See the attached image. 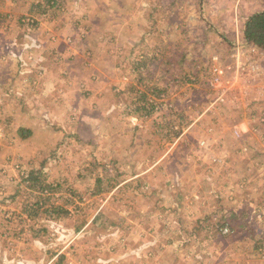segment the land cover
Instances as JSON below:
<instances>
[{"label": "rangeland", "instance_id": "1", "mask_svg": "<svg viewBox=\"0 0 264 264\" xmlns=\"http://www.w3.org/2000/svg\"><path fill=\"white\" fill-rule=\"evenodd\" d=\"M254 9L0 0V264H264Z\"/></svg>", "mask_w": 264, "mask_h": 264}, {"label": "trees", "instance_id": "2", "mask_svg": "<svg viewBox=\"0 0 264 264\" xmlns=\"http://www.w3.org/2000/svg\"><path fill=\"white\" fill-rule=\"evenodd\" d=\"M244 37H245V40L249 44L253 45L257 49L264 51V10L253 13L250 15V17H248V19L246 20V25H245V29H244ZM157 91H158V89H156L155 92H153V94L156 96H160L159 95L160 93ZM143 102H147V101L146 100L141 101V103H143ZM137 103L140 104V101H138ZM150 103H152L151 109H153L156 105L154 104V102H149V104ZM146 108L147 107H145V109ZM140 109H141V107L139 106L138 110H140ZM25 128L21 127L18 130V133H19L20 137H22V139H27L29 137V135L31 134V131L29 129H25ZM41 175H42L41 172H37V171L33 170L30 172L29 178L26 179V181L35 183L33 188H37V187H39V189L41 188L40 189L41 194L42 195L45 194V196H46V194L53 192V190L52 189L48 190L49 188L47 186H43L45 184V182H40V180H39ZM42 207H43L42 203L40 201H36L35 203H33L31 205V207H27V208L30 212H32V215H34V212L35 213H36V211L38 212V210H40ZM59 209H61V208L54 206L52 208V210H53L52 213L49 210H47V214H49L48 216L51 217L52 215H55L56 212L59 211ZM61 212L65 213L64 210H61ZM35 215H34V217H36Z\"/></svg>", "mask_w": 264, "mask_h": 264}, {"label": "crops", "instance_id": "3", "mask_svg": "<svg viewBox=\"0 0 264 264\" xmlns=\"http://www.w3.org/2000/svg\"><path fill=\"white\" fill-rule=\"evenodd\" d=\"M253 11H254L253 13H255V9H254ZM118 13H119L120 15H123V13H122V9H120V10L118 11ZM253 13H252V14H253ZM110 14H111V15H112V14H115V12L112 11V12H110ZM109 16H110V15H109ZM87 18L90 19V17H87ZM87 24H88V27L86 28V31H87V33H88V32L91 30V27H89V26H91V23H87ZM109 37H112V36H109ZM133 38H134V37H133ZM102 39H103V38H102ZM245 41H246V40H245ZM246 42H247V41H246ZM131 43L134 44V45L132 46V48H134L135 45L139 47V43L135 44V43H136L135 40H132ZM243 44H244V43H243ZM238 45H239V44H237L236 47H237ZM241 45H242V44H241ZM247 45H248V46H249V45L252 46V45L249 44L248 42H247ZM243 46H244V45H243ZM250 46L245 48L246 51H249V52H250V51H253V50H252V47H250ZM255 51H256V52H257V51L260 52L258 49H256ZM236 52H238V54L241 53V51H239V50H237ZM140 58L142 59V58H144V57L141 56ZM249 58H250V57H249ZM237 68H238V67H237V65H236V67H235V71L237 70Z\"/></svg>", "mask_w": 264, "mask_h": 264}, {"label": "built area", "instance_id": "4", "mask_svg": "<svg viewBox=\"0 0 264 264\" xmlns=\"http://www.w3.org/2000/svg\"><path fill=\"white\" fill-rule=\"evenodd\" d=\"M250 46V45H249ZM248 45L246 46V47H249ZM250 47H252V50L253 51H255V47L252 45V46H250Z\"/></svg>", "mask_w": 264, "mask_h": 264}]
</instances>
